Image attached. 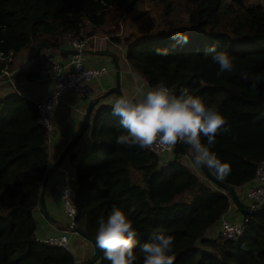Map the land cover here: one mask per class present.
<instances>
[{"label": "trees", "instance_id": "16d2710c", "mask_svg": "<svg viewBox=\"0 0 264 264\" xmlns=\"http://www.w3.org/2000/svg\"><path fill=\"white\" fill-rule=\"evenodd\" d=\"M184 1L191 28L179 33L188 37L187 44L173 47L174 32L169 30L125 37L126 58L149 84L163 81L176 95L186 91L219 106L227 123L211 151L229 165L221 180L234 186L239 198L237 188L253 178L257 163L264 160V6L244 0H229L226 7L223 0ZM137 2L0 0V51L15 56L41 42L57 48L63 34L91 35L110 9L130 12ZM213 47L233 57V72L217 78ZM158 49L167 54H158ZM39 75L37 67L24 73L27 79ZM257 77L261 79L253 87ZM118 119L112 115V103L93 105L90 146L70 155L78 227L95 239L98 220L119 206L130 213L138 233L135 264H143L139 248L154 231L174 238V264H264V210L240 212L243 231L237 238L210 237L207 233L226 215L231 195L216 183L209 185L180 159L186 154L182 144L174 146L173 157L165 163L150 150L117 145V137L126 132ZM47 135L34 99L14 91L0 98V264H74L69 249L34 239L33 209L47 169ZM135 171L143 185L133 178ZM186 191L191 194L188 200L175 199ZM96 261L110 264L100 249Z\"/></svg>", "mask_w": 264, "mask_h": 264}, {"label": "clouds", "instance_id": "9594fccd", "mask_svg": "<svg viewBox=\"0 0 264 264\" xmlns=\"http://www.w3.org/2000/svg\"><path fill=\"white\" fill-rule=\"evenodd\" d=\"M170 39L174 41L173 47L188 43V37L179 32H174ZM157 52L167 54L159 49ZM210 52L212 62L219 66L217 78L234 71L233 57L226 52H217L214 47ZM131 75L135 79V74ZM242 78L248 79L246 74ZM260 79L255 78L253 87ZM112 115L119 118V126L126 130L117 137V145L163 151L185 144L195 166L213 170L219 179H224L230 171L229 165L211 151L217 134L227 123V117L216 103H206L202 97L186 91L176 95L161 81L150 88L138 87L134 93L121 94L112 104ZM202 137L206 138V143ZM98 225L95 242L104 258L110 264H135L138 233L130 213L113 206L106 218L98 220ZM173 245L171 235L154 231L148 241L140 245L143 264H174Z\"/></svg>", "mask_w": 264, "mask_h": 264}, {"label": "crops", "instance_id": "0c3cea01", "mask_svg": "<svg viewBox=\"0 0 264 264\" xmlns=\"http://www.w3.org/2000/svg\"><path fill=\"white\" fill-rule=\"evenodd\" d=\"M115 28L108 23L106 19L102 27H97L95 33L97 37L95 40L89 39L84 51V63L87 66L97 67L105 65L108 71L102 76L93 79L90 85V94L87 96L77 95L73 90L68 91L61 102L54 106L50 111V118L52 121V130L49 134L50 140L47 142L48 157L55 161L61 153L64 146L70 141L79 131L84 121V115L88 103L91 99L99 97L95 105L101 103H112L118 98L116 92H111L103 95L108 89L118 86L123 93H134L138 87H149L138 71H136L129 63L128 59L121 57L117 52L115 43L123 42L126 45V53L128 52L129 44L125 42V35L111 32L110 29ZM132 32V31H131ZM60 45L57 48L42 46L37 50L35 43L21 49L14 56V60L10 65L11 76L16 83L19 84L20 94L26 95L29 98L37 99L46 96L52 92L53 82L47 76H43L41 72L42 62L61 61L67 62L70 56L71 47L68 43L60 40ZM27 60L29 68L33 63L40 70V77L35 79H27L24 73L27 70L22 68V65ZM135 74V79L131 74ZM44 77V78H43ZM4 80V81H3ZM150 88V87H149ZM13 92L10 88L6 77L0 79V98H4ZM92 110V109H91ZM90 117V116H89ZM90 126L89 120L83 133L78 141L71 147L65 156L62 163L69 164L74 168V162L70 158L72 152L80 155L90 146ZM169 154H164L162 160L169 159ZM171 159V158H170ZM180 159L187 164L194 172L200 168L193 164L192 159L184 155ZM201 171V170H200ZM199 176V175H198ZM61 180L60 172L55 169L49 176L43 190L44 209L40 202L34 207L33 215L36 220V232L39 236L49 234H59L63 231L66 225V218L63 213L62 204L59 196V184ZM208 182V181H207ZM253 180L240 185L237 190L239 192V199L246 201V189ZM237 210V204L232 200L229 204L226 215ZM240 212V211H239ZM237 218V215L235 216ZM242 221V219L240 220ZM213 230V228H212ZM208 234V233H207ZM211 235V234H210ZM70 252L74 258V264H85L95 254L94 245L90 240L74 233L69 237ZM90 264H97L93 261Z\"/></svg>", "mask_w": 264, "mask_h": 264}, {"label": "built area", "instance_id": "2783aa9c", "mask_svg": "<svg viewBox=\"0 0 264 264\" xmlns=\"http://www.w3.org/2000/svg\"><path fill=\"white\" fill-rule=\"evenodd\" d=\"M96 33L91 35L75 34L73 32H67L60 38L61 41L68 43L71 47L70 56L67 62L50 61L42 62L41 72L43 76H47L53 82L52 92L41 98L34 99L37 108L38 121L44 125L47 130V142L50 140V132L52 130V121L50 118L51 109L56 106L63 99L64 95L73 90L77 95L87 96L90 94L89 83L109 69L105 65L91 67L84 63V51L89 39L95 40ZM117 52L121 57L126 58V45L121 43H115ZM14 60L13 51L1 52L0 51V79L8 80L12 91L20 93L19 84L10 78L12 72L10 65ZM142 77V76H141ZM144 82L153 87L157 84H149L145 78L142 77ZM4 81V80H3ZM166 86H168L166 84ZM170 87V86H168ZM171 88V87H170ZM172 89V88H171ZM173 90V89H172ZM173 149L163 151H152L158 157L160 163H165L167 160L173 157ZM164 154H169L170 158L162 160ZM187 155V154H186ZM53 164L52 158L48 157L47 168ZM57 170L61 174V180L59 184V196L62 204L63 213L66 218V225L63 231L59 234H49L45 236H39L34 231V239L54 246L64 247L70 249L69 237L71 233H77L74 231L76 225V174L73 166L65 163H60L57 166ZM252 184H249L246 189L247 205L250 208H258L264 205V160H260L255 168V173ZM217 225V231L214 237H221L222 239H235L243 231V225L240 221H234L223 214Z\"/></svg>", "mask_w": 264, "mask_h": 264}, {"label": "rangeland", "instance_id": "374dc122", "mask_svg": "<svg viewBox=\"0 0 264 264\" xmlns=\"http://www.w3.org/2000/svg\"><path fill=\"white\" fill-rule=\"evenodd\" d=\"M228 1L229 0H223L222 7H226ZM168 2H170L168 12L165 13V6ZM184 2V0H138L135 8L126 13L120 9L112 8L108 11L107 20L108 23L110 25L113 24L115 28L110 29V31L115 33L118 32L120 34L123 33L122 35H125L130 39L153 36L157 35V33L168 32V30L172 32L188 31L191 28L187 21L189 6H186ZM244 2L247 4L259 3L264 6V0H244ZM168 20L170 21L169 23ZM100 27H102V25ZM82 31H85L84 28ZM84 35L86 34L84 33ZM24 63H26V66L23 64L22 68L24 70L29 69L27 60ZM200 170H197V174L200 178L208 181L209 185L214 186V182L208 179L202 170ZM133 178L143 185V180L139 172L135 171ZM190 197V192L186 191L182 194L176 195L175 199L188 200ZM241 201L247 205V200L245 201L242 198ZM236 215L237 218L235 217ZM227 216L234 221H240L242 217L241 213L236 210ZM212 228L208 231L210 237L215 236L217 225H214ZM72 234L74 233H71V235Z\"/></svg>", "mask_w": 264, "mask_h": 264}, {"label": "water", "instance_id": "95a60500", "mask_svg": "<svg viewBox=\"0 0 264 264\" xmlns=\"http://www.w3.org/2000/svg\"><path fill=\"white\" fill-rule=\"evenodd\" d=\"M42 46L45 47H49L47 44H45L44 42H41L38 46H37V50H39V48H41ZM50 48V47H49ZM37 63H33L32 66L27 69L30 70L34 67H36ZM111 92H116L118 94V97L122 94L121 90L119 89L118 86L113 87L111 89H108L107 91H105V93H102L103 95L111 93ZM99 97H95L93 99L90 100V102L87 105L86 111H85V115H84V121L83 124L81 125L79 131L77 132V134L70 140L68 141V143L64 146V148L62 149L61 153L59 154L58 158L53 161V164L46 169L44 176L40 182V188H39V202L41 204V207L44 209V198H43V190L44 187L46 185V182L49 178V176L51 175L52 172L55 171V169H57V166L63 162L65 156L67 155L68 151L71 149V147L78 141L79 137L81 136V134L83 133L85 127L87 126L88 120H89V116H90V112L91 109L93 107V105H95L98 101ZM184 146V148L186 149V154L187 156L192 159L189 150H188V146L185 144H182ZM202 172L206 175V177L208 179H210L211 181H213L214 183H216L218 186H220L221 188H223L227 193H229L232 197V199L234 200V202L237 204L240 212L242 213V215L245 214H250V213H254V212H258V211H262L264 210V205L258 208H250L248 206H246L237 196L236 193V188L226 182H224L223 180L219 179L213 172L212 170L208 169L207 167H199ZM74 231H76L77 233H79L80 235L84 236L85 238H87L88 240H90L92 242V244L94 245L95 248V254L94 256L89 259L85 264H90L93 261H95L98 256H99V249L96 246V242L95 239L90 236L86 231H84L82 228L75 226L74 227Z\"/></svg>", "mask_w": 264, "mask_h": 264}]
</instances>
